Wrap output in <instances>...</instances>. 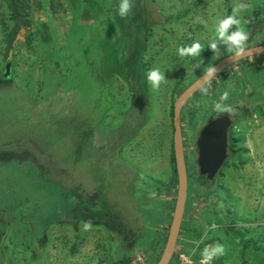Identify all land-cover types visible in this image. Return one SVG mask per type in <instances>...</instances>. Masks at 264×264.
Wrapping results in <instances>:
<instances>
[{
  "label": "rangeland",
  "instance_id": "obj_1",
  "mask_svg": "<svg viewBox=\"0 0 264 264\" xmlns=\"http://www.w3.org/2000/svg\"><path fill=\"white\" fill-rule=\"evenodd\" d=\"M108 2L43 0L31 12V25L18 31L7 60L0 24V69L13 62L10 82L0 86V164L14 165L0 166V208L8 218L1 228L10 235L3 239L0 234V264H115L123 259L156 264L162 256L178 194L171 108L201 74L235 53L224 47L227 53L204 56L213 52L208 43L216 21L232 14L234 0H134L130 24H116L125 44L111 60L113 42L101 38L107 30L95 15ZM251 2L245 30L258 8L264 13V0ZM138 23L145 27L142 33ZM195 41L203 45L199 56H178L179 47ZM262 42L264 35L248 47ZM138 60L145 74L152 68L165 72L167 81L158 91L135 68ZM259 67L264 58L257 56L232 65L183 108L190 173L197 165L198 135L220 116L213 106L224 91L241 154L229 157L209 181L216 191L207 198L205 189L199 190L198 167L191 173L172 264H199L200 246L211 241L225 247L221 264H264V70ZM29 158L38 169L25 164L28 171L21 172L16 160ZM172 178L175 183L167 186ZM8 192H15L14 201ZM7 198L13 204L26 199L9 208L3 206ZM15 207L35 212L34 219L13 216ZM68 208V218L52 222ZM26 219L37 222L30 236L20 232Z\"/></svg>",
  "mask_w": 264,
  "mask_h": 264
},
{
  "label": "water",
  "instance_id": "obj_2",
  "mask_svg": "<svg viewBox=\"0 0 264 264\" xmlns=\"http://www.w3.org/2000/svg\"><path fill=\"white\" fill-rule=\"evenodd\" d=\"M256 56H264L263 44L248 47L239 55L233 53L220 59L187 87L174 102L173 145L178 174V194L168 239L162 256L156 264H171L177 251L179 236L187 207L189 172L182 126L183 108L203 87L223 71L244 59ZM10 73L11 63H8L6 66V75ZM232 127L233 120L230 114L226 113L206 123L198 135L196 141V164L198 173L210 181L216 179L229 158V132Z\"/></svg>",
  "mask_w": 264,
  "mask_h": 264
},
{
  "label": "trees",
  "instance_id": "obj_3",
  "mask_svg": "<svg viewBox=\"0 0 264 264\" xmlns=\"http://www.w3.org/2000/svg\"><path fill=\"white\" fill-rule=\"evenodd\" d=\"M84 2H91V0H83ZM43 0H0V24H1V30L4 33L3 36V46H4V50H5V55L3 57L4 60H7L8 58V54L10 52V50H12L13 48V43L15 41L16 35L18 33V31L20 30L21 27H26V26H30L31 25V12L33 11V9L37 6L40 7L42 5ZM120 0H109V2L104 5V4H100L101 5V10L100 11H96V14H99V16H101L100 20L103 24V28H105V31L107 33V36H102L101 38H103L105 41L112 43L113 42V47L109 48V55L107 56L108 59H112L114 57V55H116V52L119 53L122 49L123 46L125 44L123 38H122V34L120 32V29H117L118 27L116 26L117 23H119L120 27L125 28L126 26H128V24H130V20L129 17L127 18H121L118 16L117 14V9H118V5H119ZM261 7H264V5H261ZM262 8H258L256 14H254L253 16L248 18V23H247V32L249 33V40L247 41V44H254L255 40L257 39L258 36L264 35V13L261 10ZM87 16H90L92 13L88 10H86ZM138 28H140L141 33L144 30V26L142 24L138 23ZM116 31V32H115ZM108 38V39H107ZM113 39V40H111ZM261 44L264 45V42H262ZM256 45H260V44H256ZM251 46V45H250ZM225 46L221 45V47L219 48V53H215V52H211V53H207L204 54L209 56V55H222L224 53H227L225 51L228 50L227 47L224 49ZM248 48V47H247ZM230 52V51H229ZM125 54L123 52V58H124ZM206 57V56H205ZM257 57H263L264 56H257ZM6 62V61H5ZM8 63H13L11 61H8L6 64ZM6 64L2 69H0V86L3 84H7L8 82H10L11 78H12V71L11 74L6 75ZM135 68L140 72L141 76L143 78H145V70H144V64L142 63V61L138 60ZM259 70H264V67L262 68H258ZM226 70L223 71L220 75L225 74ZM192 84V83H191ZM189 87V86H188ZM184 90V89H183ZM182 92V91H181ZM180 92V93H181ZM174 115V104L172 105L171 108V116L173 117ZM246 116L245 113H243L241 115V118H244ZM240 119V118H239ZM195 124L197 122L193 121ZM238 143L239 140L233 135L232 131L230 130L229 132V157H238L241 154V150L237 149L238 147ZM197 151V148H196ZM231 152V155H230ZM229 160V158H228ZM225 166L227 165V162ZM172 166H173V174L175 175L174 177H176V183L178 184V174H177V169H176V164H175V156H174V150H173V154H172ZM7 163V162H6ZM6 163H2L0 164V166H5V167H9V165L14 166L12 162H10V164L8 163V165ZM25 164H29V161L26 162H20V164L15 165V166H23ZM25 167V166H24ZM197 170V165L195 166V172H191V173H196ZM28 170H26V168L24 169V171L21 172H26ZM189 172V182H190V171ZM222 172V171H221ZM199 179H200V184H199V190L200 192L202 191V189L204 190V193H202L204 195V197H209L212 194L215 193V185L211 184V182H209L210 180H208L206 177L204 178L203 176L199 175ZM204 179V180H203ZM207 181V182H205ZM173 183H175V181L173 180V178L171 179V181L169 182V184H167V186L172 185ZM11 184H14L11 182ZM8 190H10V188L17 190V188L15 186H11L7 185ZM9 193V192H8ZM12 192L11 195H13ZM15 196V195H13ZM17 197V196H15ZM27 198V197H26ZM26 198H21L18 199V202L24 201ZM11 205V204H10ZM9 205V206H10ZM13 207L16 204H13ZM16 210L12 212V214H19V212L21 210H19V208L17 209V207H15ZM4 208L1 207L0 208V214L6 216L5 212H4ZM65 217H69V212L67 214H65ZM62 216H59L58 218L54 219L52 222L54 223H59V222H63L62 221ZM184 224V223H183ZM184 226H182L183 228ZM183 230V229H182ZM181 230V232H182ZM190 231L188 229V227L186 228V231ZM181 234V233H180ZM209 242H206L204 244H202L200 246V249L202 250ZM210 243H217L215 241H211ZM179 244V242H178ZM221 258V257H220ZM217 259L216 261H214V264H221L220 260ZM173 261V260H172ZM115 264H132V261H130L129 259H123ZM172 264V262H171ZM178 264V263H177Z\"/></svg>",
  "mask_w": 264,
  "mask_h": 264
},
{
  "label": "clouds",
  "instance_id": "obj_4",
  "mask_svg": "<svg viewBox=\"0 0 264 264\" xmlns=\"http://www.w3.org/2000/svg\"><path fill=\"white\" fill-rule=\"evenodd\" d=\"M134 0H120L117 14L121 18H127L132 14L134 8ZM251 0H234L232 5V14L223 18H218L215 24V35L212 41L208 43V48L219 53L221 45L227 47L231 52L237 55L243 53L248 47L249 33L243 27L244 17L249 14V10L253 8ZM235 26V29H233ZM203 45L199 41L193 42L190 46H181L177 49L179 57L199 56ZM147 82L153 91H158L161 85L166 83L165 72L159 68H152L146 74ZM229 100V92L224 91L219 100L214 104L213 108L217 114H231L233 108L230 104L225 103ZM87 228L88 225L86 224ZM225 247L221 243L206 245L201 251L199 264H213L214 261L224 256Z\"/></svg>",
  "mask_w": 264,
  "mask_h": 264
},
{
  "label": "flooded vegetation",
  "instance_id": "obj_5",
  "mask_svg": "<svg viewBox=\"0 0 264 264\" xmlns=\"http://www.w3.org/2000/svg\"><path fill=\"white\" fill-rule=\"evenodd\" d=\"M186 157H187V152H186ZM29 162H30V166L31 167H33V169L35 170H37L38 168H36V164L33 162V160L31 159V158H29V160H28ZM21 162V161H20ZM20 162H18V160H16V165H18V164H20ZM29 166V165H28ZM25 168H27V167H24V166H20V170H22V171H24V169ZM35 177L37 178V179H39L42 183H44V184H48L47 183V181L46 180H44V178L42 177V176H40L39 174L37 175L36 174V172H35ZM46 188H48L47 186H46ZM5 194V193H4ZM6 195L8 196V197H10L11 198V200L12 201H14V197L15 196H13V195H11L10 193H6ZM4 196V195H3ZM24 197H26V195L24 196ZM21 199V198H20ZM21 201V200H20ZM11 204V205H10ZM19 202H17V207L19 206ZM10 205V206H9ZM35 205H39V204H36L35 203ZM3 206H5V207H9V208H11V207H13V205H12V203H9V201H8V198H7V201L3 204ZM21 206H22V204H21ZM36 208V207H35ZM21 210V209H20ZM70 210H69V208L66 210V212H65V214H67L68 212H69ZM65 214L64 215H62V217L63 216H65ZM16 216H20L19 218L23 221V217H24V215L26 216V218H29L31 215H33V219H34V216H35V212H32V213H29V211H25V210H21L20 212H19V214L17 215V214H15ZM15 215H13V216H15ZM43 217H45V216H47L46 214L45 215H42ZM7 217L6 216H4V215H0V228L1 227H3V226H5V224L8 222L7 221ZM15 219V218H14ZM27 220V219H26ZM18 221H19V219H18ZM17 221V222H18ZM27 221H29V222H23V225H22V227H20L22 230L20 231L21 233H24L25 235H27V236H30L31 235V233L34 231L35 232V230H34V226L36 225V223L37 222H35L34 220L32 221V220H27ZM31 221V222H30ZM15 223H16V220H15ZM26 223H28V226L25 228V230H24V227H25V225H26ZM52 222L49 220L48 221V223H46L47 224V227H48V225H50ZM25 224V225H24ZM32 227V228H31ZM47 229V228H46ZM45 229V230H46ZM44 230V231H45ZM25 231V232H24ZM19 232V231H18ZM17 232V234H19ZM6 233H7V231L5 230V228H1L0 229V234L3 236V239H5V238H9V236L10 235H7V237H6ZM21 233L19 234V235H21ZM38 239H40V238H38Z\"/></svg>",
  "mask_w": 264,
  "mask_h": 264
},
{
  "label": "crops",
  "instance_id": "obj_6",
  "mask_svg": "<svg viewBox=\"0 0 264 264\" xmlns=\"http://www.w3.org/2000/svg\"><path fill=\"white\" fill-rule=\"evenodd\" d=\"M169 150V149H168ZM117 155H118V153H117Z\"/></svg>",
  "mask_w": 264,
  "mask_h": 264
}]
</instances>
